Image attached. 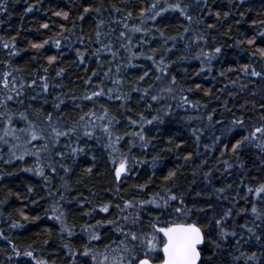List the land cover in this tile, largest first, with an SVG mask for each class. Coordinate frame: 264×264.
<instances>
[{
    "label": "trees",
    "instance_id": "16d2710c",
    "mask_svg": "<svg viewBox=\"0 0 264 264\" xmlns=\"http://www.w3.org/2000/svg\"><path fill=\"white\" fill-rule=\"evenodd\" d=\"M260 128L264 0H0V264H264Z\"/></svg>",
    "mask_w": 264,
    "mask_h": 264
},
{
    "label": "snow or ice",
    "instance_id": "6c2138e0",
    "mask_svg": "<svg viewBox=\"0 0 264 264\" xmlns=\"http://www.w3.org/2000/svg\"><path fill=\"white\" fill-rule=\"evenodd\" d=\"M44 27H47V25H44ZM138 30L139 29H137V31ZM33 47H42V45H33ZM216 51H219V49ZM52 59L55 58L53 57ZM253 75H258V73L254 72ZM256 131L264 132V128L257 129ZM56 134L65 135L66 133L57 132ZM33 138L35 139V137ZM245 139H247V137ZM236 147H239V144ZM125 170L126 164L122 161L116 169L117 178H119ZM259 191H264V186H262ZM173 199H175V197H173ZM102 211H107V208L105 207ZM253 211H255V209H253ZM159 231L163 232L167 237V242L163 248L166 257L164 264H197V261L200 258V254L197 251V245L203 242L200 228L192 224H178L174 227L161 228ZM133 239H136V237L133 236ZM154 247L155 245H152V248ZM28 255L31 254L28 253ZM140 264H149V261L145 259L142 260Z\"/></svg>",
    "mask_w": 264,
    "mask_h": 264
},
{
    "label": "rangeland",
    "instance_id": "374dc122",
    "mask_svg": "<svg viewBox=\"0 0 264 264\" xmlns=\"http://www.w3.org/2000/svg\"><path fill=\"white\" fill-rule=\"evenodd\" d=\"M169 84V83H168ZM169 87V86H168ZM170 97H174V90L170 87L165 91ZM178 99H180L181 97L179 95L176 96ZM185 100L183 99L182 102H176V100L174 101H167L165 103H163L160 107V110L158 111V113L155 115V117L153 118V120L151 121H146L147 123H150L152 121H157L160 119H163L169 112H171L172 109L177 108V107H185ZM126 162L125 158H121L118 159L116 162V166L117 168L119 167L121 162ZM136 209L133 208V206H127L126 208V213L131 214L132 216L135 215ZM176 225H170L169 227H174ZM167 228V227H166ZM166 237V236H165ZM166 241H167V237H166Z\"/></svg>",
    "mask_w": 264,
    "mask_h": 264
},
{
    "label": "water",
    "instance_id": "95a60500",
    "mask_svg": "<svg viewBox=\"0 0 264 264\" xmlns=\"http://www.w3.org/2000/svg\"><path fill=\"white\" fill-rule=\"evenodd\" d=\"M188 225V224H187ZM201 235H202V233H201ZM167 242V241H166ZM199 246H200V244L199 245H197V251L199 252V254H200V258H199V260L197 261V264H200V260H201V253H200V250H199ZM166 259V257H165V254H164V258H163V260H161L160 262H153V261H150V260H148L149 261V264H164V260ZM142 260H145V259H141L139 262H138V264H140V262L142 261Z\"/></svg>",
    "mask_w": 264,
    "mask_h": 264
}]
</instances>
